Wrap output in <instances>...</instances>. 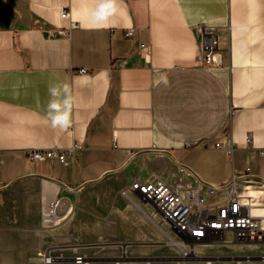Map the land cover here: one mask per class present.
<instances>
[{"label": "crops", "instance_id": "0c3cea01", "mask_svg": "<svg viewBox=\"0 0 264 264\" xmlns=\"http://www.w3.org/2000/svg\"><path fill=\"white\" fill-rule=\"evenodd\" d=\"M200 26L220 64H201ZM75 142L73 167L27 158ZM242 173L264 178V0H0V264L69 245L87 264H264L237 245L183 261L151 207L119 194L150 175L198 188ZM57 194L74 212L44 231Z\"/></svg>", "mask_w": 264, "mask_h": 264}, {"label": "built area", "instance_id": "2783aa9c", "mask_svg": "<svg viewBox=\"0 0 264 264\" xmlns=\"http://www.w3.org/2000/svg\"><path fill=\"white\" fill-rule=\"evenodd\" d=\"M66 16L65 11L62 12ZM202 35L201 64H213V56L219 51L218 37L204 26L199 27ZM132 35V30L126 32ZM140 51H145L140 46ZM79 73H86L79 70ZM69 131L68 127L63 128ZM185 147H189L185 144ZM81 145L75 142L68 149L31 150L28 160L36 168L49 167L58 161L65 167H73ZM228 154L231 150H228ZM122 198L139 207L149 205L152 213L147 217L158 228L166 243L173 247L183 261L196 257L201 247H260L264 249V178H251L246 173L233 175L230 181L219 187L201 185L191 188L180 181L167 184L155 175L135 180L119 191ZM137 197V201L133 198ZM74 212L73 201L57 194L46 203L40 216V227L53 230L66 222ZM69 249L70 258L53 256L56 250ZM81 246H54L37 250L41 264H54L69 259L73 264H87L88 257L80 253ZM264 261V256H261Z\"/></svg>", "mask_w": 264, "mask_h": 264}, {"label": "water", "instance_id": "95a60500", "mask_svg": "<svg viewBox=\"0 0 264 264\" xmlns=\"http://www.w3.org/2000/svg\"><path fill=\"white\" fill-rule=\"evenodd\" d=\"M220 59H221V56L220 54L216 53L214 56H213V62L216 63V64H220ZM146 151H142V152H138L137 154L134 155V157L140 155V154H143L145 153Z\"/></svg>", "mask_w": 264, "mask_h": 264}, {"label": "rangeland", "instance_id": "374dc122", "mask_svg": "<svg viewBox=\"0 0 264 264\" xmlns=\"http://www.w3.org/2000/svg\"><path fill=\"white\" fill-rule=\"evenodd\" d=\"M223 248H229V247H223ZM187 262H195V260H188ZM118 264V263H117ZM125 264H134V263H131V262H127Z\"/></svg>", "mask_w": 264, "mask_h": 264}, {"label": "bare ground", "instance_id": "6f19581e", "mask_svg": "<svg viewBox=\"0 0 264 264\" xmlns=\"http://www.w3.org/2000/svg\"><path fill=\"white\" fill-rule=\"evenodd\" d=\"M204 248V247H203Z\"/></svg>", "mask_w": 264, "mask_h": 264}]
</instances>
